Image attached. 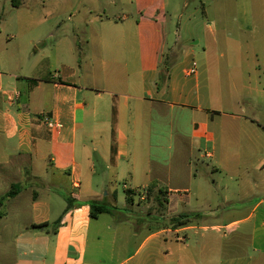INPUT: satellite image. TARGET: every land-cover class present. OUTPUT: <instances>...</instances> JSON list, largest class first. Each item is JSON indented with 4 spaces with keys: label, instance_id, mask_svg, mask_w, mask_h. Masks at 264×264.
<instances>
[{
    "label": "crops",
    "instance_id": "0c3cea01",
    "mask_svg": "<svg viewBox=\"0 0 264 264\" xmlns=\"http://www.w3.org/2000/svg\"><path fill=\"white\" fill-rule=\"evenodd\" d=\"M60 2L0 0L1 16L15 11L0 30V197L24 185L0 216V264H264V48L247 39L264 27V0L237 4L234 27L218 17L188 65L167 16L136 9L82 24L73 18L88 1ZM219 173L239 191L221 194ZM93 202L113 211L93 215ZM240 228L243 246L230 238Z\"/></svg>",
    "mask_w": 264,
    "mask_h": 264
},
{
    "label": "rangeland",
    "instance_id": "374dc122",
    "mask_svg": "<svg viewBox=\"0 0 264 264\" xmlns=\"http://www.w3.org/2000/svg\"><path fill=\"white\" fill-rule=\"evenodd\" d=\"M32 1V0H30ZM46 2V8H58L62 11L64 5L61 4L60 0H44ZM77 1V4L79 0ZM85 5L81 6V12L73 18L75 23L81 22L83 24V19H91L96 17L97 13H100L102 17L106 18L107 16L118 19L122 15L127 14L131 10L138 9L144 17H163L167 16L168 21L166 24V31L169 32V41L172 45L179 43L182 47L180 60L184 62V65L192 63V56L186 55L188 52L193 50L195 53L203 50L205 45L209 46L211 44L212 35L211 32L217 31V25L215 20L219 18L227 19L231 26H236L235 19L237 17V4H239L240 9L241 4L247 2V0H87ZM253 1V0H251ZM125 3V4H124ZM10 6V5H9ZM258 8L255 9L258 12V19H264V5L257 3ZM11 9V7H9ZM105 9V10H104ZM89 10H93V14H88ZM88 11V13H86ZM12 12H4L0 17V30H4L3 27V17L6 15L9 16ZM8 13V14H7ZM139 15V14H138ZM227 16V17H226ZM226 17V18H225ZM158 18V19H160ZM72 21V22H73ZM214 21L213 25L211 23ZM85 26V25H84ZM213 29V30H212ZM4 32V31H3ZM222 32V31H221ZM231 32H235L233 29ZM223 33V32H222ZM251 37H254L253 39ZM178 39V40H177ZM248 43L251 45L259 46L261 49L264 48V27H259L256 32L247 35ZM179 41V42H177ZM229 42L232 46L234 44H239V42L234 41V39ZM197 42V43H196ZM247 43V40H245ZM263 51H260V55H263ZM263 60V59H262ZM180 61V62H181ZM99 70L97 71L98 74ZM99 76V75H98ZM254 94V93H253ZM255 94L253 95V97ZM237 104L232 108L237 109ZM225 108V106H224ZM226 109V108H225ZM202 167L207 166L206 163L210 164L211 162L208 159H203L200 161ZM211 172V171H210ZM231 174L219 173L215 175L218 178L219 191L221 194H225L226 190H231L234 192L239 191L238 184L230 179ZM199 180L202 178L204 184H208L209 179L206 178L203 173V169H199L198 174ZM128 183L125 181L118 182L119 191L122 195H126V190L124 189V184ZM129 185V183L127 184ZM228 186H230L228 188ZM226 187V188H225ZM226 189V190H225ZM141 196L135 197L136 207H140L138 202L139 200L146 203L147 193H140ZM63 201L64 198L58 197ZM218 198V197H217ZM201 200L212 199L211 195L201 197ZM222 199V198H221ZM243 209L240 212L236 211H221L219 214L211 218V215L207 213H201L200 217L203 222L211 221L218 219L220 221L230 220L232 218H240L246 215V211ZM225 230H222V233ZM230 231H233L232 229ZM203 232L202 229H193L189 230L187 234L191 239H196L200 237V234ZM239 232H244V235L239 236ZM248 229L240 228L236 232H231L230 238H235L239 240L241 245L246 244L248 239Z\"/></svg>",
    "mask_w": 264,
    "mask_h": 264
},
{
    "label": "trees",
    "instance_id": "16d2710c",
    "mask_svg": "<svg viewBox=\"0 0 264 264\" xmlns=\"http://www.w3.org/2000/svg\"><path fill=\"white\" fill-rule=\"evenodd\" d=\"M25 0H11L12 2V5L13 7H20L23 3H24ZM40 45H44V42L41 43ZM48 66V61H46L44 63V65ZM49 80H54L53 78H48ZM59 81H61V79H58ZM24 188V185L21 184V183H14L12 184L10 190L2 195L0 197V216H4L5 212L3 210V207L6 205V202L11 199V198H14L15 196H17L21 191L22 189ZM150 189H152V186L149 187V192H150ZM65 199L67 201V206L65 208V211H68L74 204V199L73 197L71 196H65ZM92 209H93V215H96L97 213H104V212H112L113 209L109 206H107L106 204H99V203H96V202H93L92 203ZM182 217V216H181ZM181 217H174L172 218V223L175 224V226H180V225H183V224H186L188 222V219L185 220L186 218L184 217H187L186 215L183 216V218ZM61 222V219H59L57 221V224H59ZM46 225V223H43V224H39V225H34V227H44Z\"/></svg>",
    "mask_w": 264,
    "mask_h": 264
},
{
    "label": "built area",
    "instance_id": "2783aa9c",
    "mask_svg": "<svg viewBox=\"0 0 264 264\" xmlns=\"http://www.w3.org/2000/svg\"><path fill=\"white\" fill-rule=\"evenodd\" d=\"M197 71V69H196V67H193V68H191V69H189V71H188V74H193V73H195ZM44 120H45V122L50 126V127H57V128H61L62 127V125L59 123V122H57L54 118H52V117H48V116H46L45 118H44ZM77 188L79 187L77 184L75 185Z\"/></svg>",
    "mask_w": 264,
    "mask_h": 264
}]
</instances>
